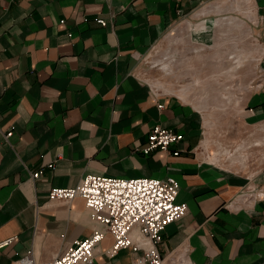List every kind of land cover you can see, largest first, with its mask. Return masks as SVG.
<instances>
[{"label": "crops", "instance_id": "0c3cea01", "mask_svg": "<svg viewBox=\"0 0 264 264\" xmlns=\"http://www.w3.org/2000/svg\"><path fill=\"white\" fill-rule=\"evenodd\" d=\"M231 10L262 41L260 78L237 116L254 129L264 125V0H0V243L12 239L0 264L29 251L44 264L101 228L83 199L48 200L89 174L177 181L188 213L163 233L164 264H264V166L243 174L206 159L197 115L176 95L153 97L137 71L175 21ZM155 125L184 135L178 156L137 151ZM112 243L106 234L93 264L132 263L129 250L106 255Z\"/></svg>", "mask_w": 264, "mask_h": 264}, {"label": "rangeland", "instance_id": "374dc122", "mask_svg": "<svg viewBox=\"0 0 264 264\" xmlns=\"http://www.w3.org/2000/svg\"><path fill=\"white\" fill-rule=\"evenodd\" d=\"M247 17L248 14L244 18L237 10H231L211 17L207 24L206 21L190 22L181 18L171 25L148 55L139 57L137 68L153 97L176 95L185 107L197 115L203 125L201 151L206 159L243 174L255 173L264 166V125L254 129L244 128L237 120L241 105L260 78L262 41ZM97 23L101 27L107 26L102 18H98ZM158 108L161 109L162 105ZM155 127L181 134L183 139L170 146L168 151H153L178 156V146L184 141V135L161 125H155L151 131ZM9 133L5 136L10 137L12 132ZM143 148L137 151L144 156L153 152L143 154ZM46 166L42 167L43 172ZM178 190L179 186L177 195ZM49 193L48 200L51 201ZM185 207L184 215L173 223L187 215V205Z\"/></svg>", "mask_w": 264, "mask_h": 264}, {"label": "built area", "instance_id": "2783aa9c", "mask_svg": "<svg viewBox=\"0 0 264 264\" xmlns=\"http://www.w3.org/2000/svg\"><path fill=\"white\" fill-rule=\"evenodd\" d=\"M99 23L104 24L103 21ZM182 139L181 134L155 127L141 152L168 151ZM46 167L53 169L54 165ZM42 172L43 168L33 172L32 177L38 178ZM177 189L178 184L172 177L164 180L121 179L98 175H87L72 188H52L49 193L51 201L83 199L90 219L101 228L86 238L75 240L60 257L44 264H93L106 234L113 239L106 255L114 256L122 250H129L133 255L132 264H163L158 249L162 233L184 215L186 208L176 201ZM10 240L0 243V248L8 245ZM20 263L39 264L32 251L21 258Z\"/></svg>", "mask_w": 264, "mask_h": 264}]
</instances>
